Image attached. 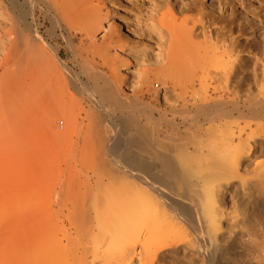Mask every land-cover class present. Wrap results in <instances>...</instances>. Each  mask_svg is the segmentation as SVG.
Instances as JSON below:
<instances>
[{
  "label": "bare ground",
  "instance_id": "1",
  "mask_svg": "<svg viewBox=\"0 0 264 264\" xmlns=\"http://www.w3.org/2000/svg\"><path fill=\"white\" fill-rule=\"evenodd\" d=\"M118 1L0 0V264H264L263 14L150 7L169 40L129 47L125 92L63 57ZM118 16L113 34L147 42Z\"/></svg>",
  "mask_w": 264,
  "mask_h": 264
},
{
  "label": "rangeland",
  "instance_id": "2",
  "mask_svg": "<svg viewBox=\"0 0 264 264\" xmlns=\"http://www.w3.org/2000/svg\"><path fill=\"white\" fill-rule=\"evenodd\" d=\"M163 1L164 0H120L115 5V8L118 9V14L116 15H114V12L111 13L110 11H108V9H106V7H104L101 12V19L99 23L96 25L97 27H95V30L93 31L94 34L92 33V34H89L90 36L88 35L90 39L89 37L86 39L87 34L85 33L83 29H82L83 31H80L82 32L81 34L78 33L79 31H74L78 35L76 34L73 43L77 46L76 48L78 52H80L81 50L83 51V52H80V55L84 59H82V57L78 54V52H77L78 55H76L78 57L76 56H75L76 58L73 57L74 53L72 54L71 53L72 50H70L69 48H66V49L64 48L65 50L63 49L64 59H66L69 62L70 66H72L73 69H75L76 71H80V68L78 67V65H80L83 60H87L86 57H89L91 60H87V61H89L88 63L90 67L95 66L96 68L94 67V69L99 68L98 69L99 71H101L102 69V71L104 72L106 71V73H108L109 75H110V72L111 73L113 72L112 74H117L118 79H119L117 82L119 83L122 90H124L125 92H130L133 89L134 84L137 85V82L142 81V77L139 78V75H138L139 68L136 65L135 61L131 57L127 59V57L125 56L129 52V47L132 46V48H134V53L138 55L142 53H147L148 55L151 56L154 53L155 54L159 53V47H160V50L165 49V46H166L165 44L169 40V36L166 32H162L160 33V35H157V34L155 35L154 33L149 32L150 30H149V16H148L149 11L148 9H150V7L155 6L157 10L161 11L162 9L161 4L163 3ZM211 2H213V0H207L208 4H210ZM239 10L241 12H247V13L261 12L263 14L261 25L264 26V0H248L246 4L243 5L242 9H239ZM118 15L124 16L125 19L129 21V23H132V25L139 30L138 33H140V36L145 38V41L147 42L141 43L140 42L141 39H139L137 41L141 43L140 46H136V44L131 45V42H128L129 40L126 38V36L124 35V32H122L121 29H120L121 32L119 31V37L116 35L115 32L113 34V31L117 30L115 23L117 19H120ZM91 35L93 36L91 37ZM78 36L80 37V40ZM111 36L114 38L111 39L112 38ZM112 40L113 41L116 40V42L114 41L115 43H112L111 42ZM81 41L83 44L81 43ZM161 45H165V46L162 48ZM97 55H99V57ZM79 56L81 57V59L79 58ZM92 58L94 60H92ZM78 61H80V64L77 63ZM93 62H96L98 64L95 63L93 65ZM151 67L150 65H148L146 67L142 66L140 68L142 71L143 70L145 71V70L154 69V67H157V66L154 65V67L152 68ZM82 78L84 79L85 76ZM67 79L69 82L70 76H68ZM72 92H76V91L73 90ZM163 92L161 91L159 93L160 100L161 98H163V94H164ZM171 94H169V96ZM58 122L56 123L58 127L57 126L56 127L59 128V130H63L64 129L63 122L61 120H58ZM73 133L74 134H71L72 139L67 138L69 139L68 140L69 144L71 143L72 140L74 141L76 139L75 135L77 134L75 132ZM78 177L76 178L78 179ZM79 178L82 179V177H79ZM68 179H71V178H68ZM85 239H82V243L88 240L87 238ZM90 241L91 240L89 239L88 243ZM88 243H83V246L85 245L84 248H86V245H88ZM89 247L91 248L92 245L91 246L89 245ZM95 264H101V261L100 262L97 261Z\"/></svg>",
  "mask_w": 264,
  "mask_h": 264
}]
</instances>
